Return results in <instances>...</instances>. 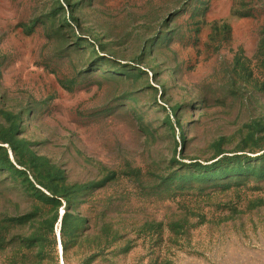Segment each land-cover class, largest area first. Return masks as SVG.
Segmentation results:
<instances>
[{"label":"rangeland","instance_id":"1","mask_svg":"<svg viewBox=\"0 0 264 264\" xmlns=\"http://www.w3.org/2000/svg\"><path fill=\"white\" fill-rule=\"evenodd\" d=\"M0 264H264V0H0Z\"/></svg>","mask_w":264,"mask_h":264}]
</instances>
